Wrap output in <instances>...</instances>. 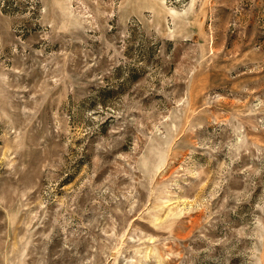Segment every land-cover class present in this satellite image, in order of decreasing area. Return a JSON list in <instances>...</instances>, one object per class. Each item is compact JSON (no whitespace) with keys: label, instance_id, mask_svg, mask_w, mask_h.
Returning <instances> with one entry per match:
<instances>
[{"label":"rangeland","instance_id":"374dc122","mask_svg":"<svg viewBox=\"0 0 264 264\" xmlns=\"http://www.w3.org/2000/svg\"><path fill=\"white\" fill-rule=\"evenodd\" d=\"M0 264H264V0H0Z\"/></svg>","mask_w":264,"mask_h":264}]
</instances>
